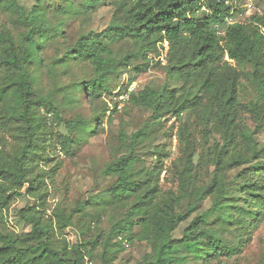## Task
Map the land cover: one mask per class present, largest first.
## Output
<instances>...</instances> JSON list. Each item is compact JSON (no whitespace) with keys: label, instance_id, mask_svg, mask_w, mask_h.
Wrapping results in <instances>:
<instances>
[{"label":"trees","instance_id":"obj_1","mask_svg":"<svg viewBox=\"0 0 264 264\" xmlns=\"http://www.w3.org/2000/svg\"><path fill=\"white\" fill-rule=\"evenodd\" d=\"M65 1L35 0L26 10L17 0H0V100L4 104L0 108V224L7 221L12 199L34 194L35 162L42 159L38 139L58 119L57 107L36 95L33 83L43 62L41 50L62 33L61 21L54 23L50 15L76 8L73 0ZM104 2L113 7L109 24L81 34L55 63H87L93 75L80 85L91 99L107 89L119 67L167 43L166 71L174 83L145 86L131 93L128 102L150 111L157 123L165 115L180 120L183 113H202L221 140L212 151V178L197 190L186 189L185 181L195 179L191 169H186L189 160L183 173L191 176L177 192L165 195L158 188L161 167L155 166L140 180L135 146L147 123L130 136L128 150L117 151L104 165L102 173L115 179L98 198L91 199L104 205L126 201L120 223L95 236L88 235L89 227L83 225L70 242L65 232L90 202L67 211L59 206L50 210L41 192L33 204L14 209L28 231L0 228V264H119L112 249L121 246L122 234L149 249L136 264L206 263L237 254L264 215V147L255 139L264 127V15L229 23L233 14L228 0H79V5L92 13ZM9 24L18 26L16 34ZM124 40L132 42L134 49L117 54L113 45ZM225 55L240 66L251 67L256 96L244 106L238 101L240 71L224 60ZM134 68L138 73L144 70L139 65ZM242 112L251 115L254 129L240 120ZM5 133L14 141L9 149ZM57 142L69 153L70 135L60 133ZM235 169L239 171L234 176L227 175ZM209 197V206L199 211ZM133 227H137L136 234H132ZM97 247L99 253H95Z\"/></svg>","mask_w":264,"mask_h":264},{"label":"rangeland","instance_id":"obj_2","mask_svg":"<svg viewBox=\"0 0 264 264\" xmlns=\"http://www.w3.org/2000/svg\"><path fill=\"white\" fill-rule=\"evenodd\" d=\"M17 1L26 10L35 2ZM63 1L66 4V1ZM73 2L76 8L71 7L64 14L55 12L50 15L54 23L61 21L62 33L47 42L41 50L43 62L35 73V94L53 102L57 107L58 119L53 126L44 128L38 139V152L41 153L42 159L35 162L33 175L36 174L38 180L32 190L34 194L24 193L12 199L7 221L0 224L2 230L9 232L28 231V225L17 219L14 209L33 204L41 192L45 193L50 210L59 206L67 211L78 203L90 202L85 204L82 212L73 217L72 227L67 228L65 236L70 242L75 241V233L78 230L80 233L83 225L89 227L88 235L95 236L98 231L108 233L114 223L121 222L126 201L104 205L92 203L91 199L98 198L115 179L102 173L104 165L114 159L117 151L128 150L130 136L144 128L147 123L142 139H137L135 146L138 157L136 169L139 170V179L143 180L155 166L157 169L161 167L158 188L163 194L177 192L185 178L191 176L189 174L186 177V173H183V168L189 160L191 163L187 164L186 169H191L195 179H187L185 188L197 190L207 185L214 170L211 163L212 151L221 143L215 126L207 124L200 112L183 113L180 120L165 115L157 123L150 117V111L121 100L120 96L132 83H135V92H138L145 86L159 88L169 81L166 71L167 43L158 44L155 50L147 51L145 55L140 54L128 65L119 67L117 74L111 77L107 89L102 91L100 96L89 99L80 82L93 75L91 67L85 62L70 61L63 64L55 63L54 60L81 34L105 28L112 18L113 7L104 2L97 6L94 12L89 13L79 5V0ZM228 2L232 6L233 14L228 18L229 23H245L253 15H264V0ZM9 28L14 34L17 33L18 26L9 24ZM262 31L264 32V28ZM113 48L117 54H124L134 49V46L132 42L124 40L115 43ZM224 60L240 71V104L244 106L253 101L256 91L250 77L251 67L247 64L240 66L226 55ZM135 65L142 66L144 70L136 72ZM169 83L173 84L174 81ZM6 103L12 104L10 100ZM3 105L0 100V108ZM41 111L40 109V114ZM240 120L250 128H255L250 114L242 112ZM60 133L72 137L71 144L67 146V154L57 142ZM5 138V146L9 149L14 144L13 138L8 133H5ZM255 139L264 147V127L258 129ZM238 171L239 169L230 170L227 175L234 176ZM209 204L210 197L201 204L199 211L207 208ZM181 209L183 210V207ZM49 213L50 211L47 216ZM136 232L137 227H133L132 234ZM176 233L179 235L180 230ZM122 236L124 239L121 246L112 249V254L119 264H136L149 249L143 242L129 241L128 236ZM99 251L100 247H97L95 253ZM192 264H264V215L250 230L248 240L242 243L237 254Z\"/></svg>","mask_w":264,"mask_h":264},{"label":"built area","instance_id":"obj_3","mask_svg":"<svg viewBox=\"0 0 264 264\" xmlns=\"http://www.w3.org/2000/svg\"><path fill=\"white\" fill-rule=\"evenodd\" d=\"M135 83H132L128 86L126 92H124V94L122 96H120L122 101H128L129 99V95L133 92H135Z\"/></svg>","mask_w":264,"mask_h":264}]
</instances>
